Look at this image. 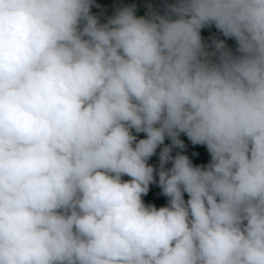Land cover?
Returning a JSON list of instances; mask_svg holds the SVG:
<instances>
[{
    "label": "clouds",
    "instance_id": "obj_1",
    "mask_svg": "<svg viewBox=\"0 0 264 264\" xmlns=\"http://www.w3.org/2000/svg\"><path fill=\"white\" fill-rule=\"evenodd\" d=\"M94 2L0 0V264H264V0Z\"/></svg>",
    "mask_w": 264,
    "mask_h": 264
},
{
    "label": "trees",
    "instance_id": "obj_2",
    "mask_svg": "<svg viewBox=\"0 0 264 264\" xmlns=\"http://www.w3.org/2000/svg\"><path fill=\"white\" fill-rule=\"evenodd\" d=\"M150 1L152 4H154L155 10L161 12L163 14L165 7L167 4H170L174 2V0H147ZM135 6V11L137 16H143V12H148L149 9L142 7L136 3V0H95L94 7L92 9L93 14L97 15L101 23H105L108 18L115 15V13L123 8L128 6ZM213 32V33H212ZM201 36L203 42L209 46L208 50H212V42L214 39H221L225 40L226 45L229 49H231L233 52H235L236 49V42L234 39L225 38L223 35L214 27H206L201 30ZM138 138H145L144 133L136 134ZM182 135L180 136V139H182ZM185 144L189 142L188 139H184ZM165 145H170L171 141L169 139H165L164 142ZM164 145H161L159 148H157L156 154L150 158L149 163L153 165L155 168H159V152L161 148ZM188 148L180 149V148H173L172 149V155L175 156L177 153L187 155L190 160L193 162L194 165H206L210 162V154L207 152V150H204L201 148L200 145H193L191 142L186 146ZM171 164L167 165V167H170ZM123 179L127 180L130 179L129 177L125 176ZM158 179V177H157ZM155 188H159L158 184H152L149 188V193L143 197L146 204H151L150 196L152 195V190ZM187 195V194H186Z\"/></svg>",
    "mask_w": 264,
    "mask_h": 264
},
{
    "label": "rangeland",
    "instance_id": "obj_3",
    "mask_svg": "<svg viewBox=\"0 0 264 264\" xmlns=\"http://www.w3.org/2000/svg\"><path fill=\"white\" fill-rule=\"evenodd\" d=\"M136 3L142 7H145L147 9H149L150 7L153 9L154 8V4H152L150 1L147 0H136ZM143 15H146V12H143ZM184 139H188L184 134L182 135V140L184 141L185 144V140ZM189 140V139H188ZM191 141L189 140L188 143L185 144L184 148H188L186 147ZM203 148L206 149V146H202ZM183 148V150H184ZM190 149V148H188ZM185 199L186 195H185ZM168 203V198L166 196H164L162 194V191L160 188H155L154 192L152 194L151 197V204H154L157 208L162 207V206H166Z\"/></svg>",
    "mask_w": 264,
    "mask_h": 264
}]
</instances>
